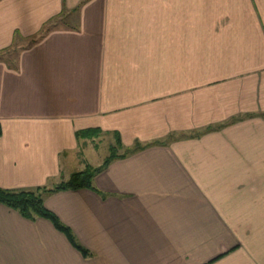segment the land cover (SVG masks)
I'll use <instances>...</instances> for the list:
<instances>
[{
  "label": "crops",
  "instance_id": "1",
  "mask_svg": "<svg viewBox=\"0 0 264 264\" xmlns=\"http://www.w3.org/2000/svg\"><path fill=\"white\" fill-rule=\"evenodd\" d=\"M0 124L10 191L146 147L44 195L87 257L0 204V264H264V0H0Z\"/></svg>",
  "mask_w": 264,
  "mask_h": 264
},
{
  "label": "trees",
  "instance_id": "2",
  "mask_svg": "<svg viewBox=\"0 0 264 264\" xmlns=\"http://www.w3.org/2000/svg\"><path fill=\"white\" fill-rule=\"evenodd\" d=\"M99 131H86L80 135L86 138H94L99 135ZM2 136V126L0 124V137ZM116 143L112 146L110 155L105 159L103 164L97 168L88 167L82 172L74 173L67 181L59 183L52 189L40 188L36 191H10L0 187V204L18 212L23 218L28 220H36L38 218L49 221L54 228L62 233L69 241V243L79 251L84 257L89 255V252L77 240L73 231L66 226L60 218L46 208L44 204V195L51 193H58L64 191H78V190H93L99 192L94 187V179L97 175L105 171L108 166L117 159L124 158L131 153L138 152L142 147L137 144L134 151L117 153V150H123L121 138L119 134H115ZM157 145V144H155Z\"/></svg>",
  "mask_w": 264,
  "mask_h": 264
},
{
  "label": "rangeland",
  "instance_id": "3",
  "mask_svg": "<svg viewBox=\"0 0 264 264\" xmlns=\"http://www.w3.org/2000/svg\"><path fill=\"white\" fill-rule=\"evenodd\" d=\"M113 137L115 136L99 135L91 139L89 149L86 150V153H89L91 157V161L95 163H100L110 155V149L112 146H115L116 143L114 140L115 138L113 139ZM124 152H127L126 148L120 151L117 150V153L119 154H123Z\"/></svg>",
  "mask_w": 264,
  "mask_h": 264
}]
</instances>
